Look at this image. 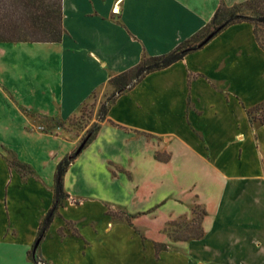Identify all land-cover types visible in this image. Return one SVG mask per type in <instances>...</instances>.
<instances>
[{"label": "crops", "instance_id": "obj_1", "mask_svg": "<svg viewBox=\"0 0 264 264\" xmlns=\"http://www.w3.org/2000/svg\"><path fill=\"white\" fill-rule=\"evenodd\" d=\"M241 1L62 0L60 41H0V264H38L28 252L52 204L56 165L73 147L66 135L37 127L33 117L68 118L143 54L171 51L200 31L221 2ZM152 83L147 111L160 130L112 119L108 109L66 170L69 196L58 209L95 202L100 212L88 214L85 229L68 220L74 233L60 232L62 222L58 240L78 242L73 264H264V123L246 112L264 94L251 102L239 91L260 87L264 93V48L253 25L226 26L137 84ZM105 127L110 136L96 149ZM120 132L130 148L126 162L106 147ZM3 149L30 172L11 167ZM158 151L168 157L156 158ZM193 204L206 211L203 235L170 239L164 224ZM107 206L124 213L114 217ZM53 223L35 249L48 264L56 263L41 248ZM154 243L166 249L156 252Z\"/></svg>", "mask_w": 264, "mask_h": 264}, {"label": "trees", "instance_id": "obj_2", "mask_svg": "<svg viewBox=\"0 0 264 264\" xmlns=\"http://www.w3.org/2000/svg\"><path fill=\"white\" fill-rule=\"evenodd\" d=\"M244 9L250 10L251 14H245L243 12ZM242 21L250 22L253 25L256 40L264 48V41H260L257 34V26L264 25V0H246L230 6L221 2L214 11L210 21L191 38L180 43L167 53L155 56L143 54L138 64L128 70L113 75L109 79V83L113 86L114 90L100 106L97 122L89 127L82 137V149L96 135L100 127V122L105 120L108 109L117 95L132 88L146 74L165 68L182 59L187 53L197 49L199 43L210 33H213L214 36L226 26ZM63 33L62 0H0V41H60ZM201 36L203 38L199 40ZM263 107L264 101L255 107L246 109L249 118L254 120L255 117L252 114ZM261 123H264V120ZM77 155L74 154L72 158L65 156L56 165L52 204L40 222L36 239L31 250L28 252L29 258L35 263H39L40 261L35 254V248L38 245L36 243H39L44 237L54 216L58 213L59 207L69 196L64 190L63 179L66 170ZM156 158H158L157 154ZM7 161L11 167H14L21 173H26L25 170L28 173L30 172V168L26 164L15 158ZM196 207L200 206L195 205ZM200 210L201 213L198 217L194 216L189 229L184 232L174 233L172 240L197 239L203 235L201 223L206 211L203 208ZM194 211L195 209H193ZM117 217L119 218L121 215ZM154 244L156 252L166 249V245L163 243Z\"/></svg>", "mask_w": 264, "mask_h": 264}, {"label": "rangeland", "instance_id": "obj_3", "mask_svg": "<svg viewBox=\"0 0 264 264\" xmlns=\"http://www.w3.org/2000/svg\"><path fill=\"white\" fill-rule=\"evenodd\" d=\"M246 1V0H245ZM244 2V1H241ZM240 3V2H236ZM235 4V3H233ZM226 5V4H225ZM232 4H229L227 6H230ZM243 12L245 14H251V11L248 9H244ZM257 34L259 36L260 41H264V25H258L257 26ZM203 37L201 36L199 40H201ZM113 86L110 84L106 87L105 92L103 90L96 91L94 94H92L86 101H84L81 106L78 108L76 112H74L71 116H69L66 119L61 118H44L42 116H36L33 117L36 121V126L39 127L42 130H45L47 132H56L63 134L67 140H70L73 142V147L70 150L69 154L67 155L68 158H72L75 154L76 149L81 143L82 137L85 135V132L89 127H91L95 122L98 120V113L100 106L106 99L111 95L113 92ZM129 90V89H128ZM128 90L122 92L121 94L127 92ZM153 91V83L147 85L145 88L143 85L137 84L133 89L128 91V93L121 95L119 98L116 99L114 103L110 105L109 113L112 119H118L123 123H126L127 125H135V126H142L147 127L152 130H160V124L156 123L154 119L149 118L151 114H148L147 106L149 104V101L147 100L148 97L152 98ZM240 92L246 96V98L251 102H257L260 100V98L263 96L264 93L261 91L260 87H257V89H250L247 90L244 87L240 86ZM117 95V96H119ZM154 97L155 94L153 93ZM116 96V97H117ZM115 97V98H116ZM152 106V102H151ZM252 116L255 117L256 122H262L264 120V107L259 109L256 113L252 114ZM158 122V121H157ZM107 125L109 123H106ZM107 127V126H106ZM104 128L101 138L102 143L97 144L96 149H99L101 145H104L110 136L108 133V129ZM112 136V135H111ZM114 140L117 139V141L114 144L105 145L110 150V153H116L118 156L123 160V162H126L125 158L128 153H130V148L128 146H125L124 142V136L120 132L118 135H114ZM1 153L4 155L6 160H10L12 158H15L14 153H12L8 149H3ZM79 154V153H78ZM158 159H166L168 157V153L166 151L156 152ZM155 154V155H156ZM77 155V154H76ZM25 172H28L25 170ZM102 184L106 189H109V183L106 181L104 177H102ZM0 209H5L4 203L0 202ZM193 209L195 211L193 212ZM201 207H196L193 204L190 207V212L188 214H182L175 218H172L168 220L163 228L162 231L166 233L170 239H172V235L176 232H184L189 229L190 223L192 222L194 216H199L201 213ZM107 210L109 214L111 213L112 216L117 217L118 215H121L124 213L123 209H112L110 206H107ZM173 210L174 212H177L178 209H168ZM100 212V206L95 202H86L83 205H79L76 207H69L65 206L62 209V213L54 216V223L49 229L47 233V237L42 242V250L46 253L47 258L55 262L56 264H73L75 262L74 257H76V247L77 243L74 240H68L66 239L64 242H61V240H58V237L55 234L56 228L58 225L62 224V222L65 223V225L60 229V232H63V228H67L71 230V232H75V227L72 223L74 221L75 223H78L82 229H85V224L83 223L88 216V214H97ZM114 214V215H113ZM52 220V221H53ZM72 220V221H68ZM97 223L100 225V228L105 227V220L96 219ZM59 241V242H58ZM114 251H116V248H114ZM181 253L180 250H176ZM63 255L66 256V259L63 257ZM67 258L71 260L70 263L67 262ZM178 258L177 262L181 263V260ZM41 264L45 263L48 264L44 260H40ZM176 262V263H177ZM40 264V263H38Z\"/></svg>", "mask_w": 264, "mask_h": 264}, {"label": "water", "instance_id": "obj_4", "mask_svg": "<svg viewBox=\"0 0 264 264\" xmlns=\"http://www.w3.org/2000/svg\"><path fill=\"white\" fill-rule=\"evenodd\" d=\"M212 36H213V33H210L209 35H207L200 43H199V47H201L202 45H204L206 42H208L211 38H212ZM82 147H83V142L82 143H80V145L78 146V148L76 149V151H75V154H78V153H80L81 152V150H82ZM38 244V242L36 243V245ZM35 245V246H36ZM36 249V248H35Z\"/></svg>", "mask_w": 264, "mask_h": 264}, {"label": "built area", "instance_id": "obj_5", "mask_svg": "<svg viewBox=\"0 0 264 264\" xmlns=\"http://www.w3.org/2000/svg\"><path fill=\"white\" fill-rule=\"evenodd\" d=\"M113 11L116 13L118 12V7H113ZM39 263L41 264V262L39 261ZM42 264H45V263H42Z\"/></svg>", "mask_w": 264, "mask_h": 264}]
</instances>
